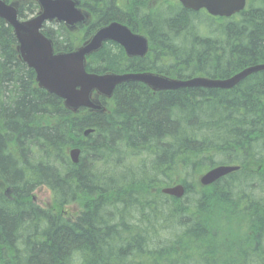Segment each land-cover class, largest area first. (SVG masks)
Listing matches in <instances>:
<instances>
[{"label": "trees", "instance_id": "1", "mask_svg": "<svg viewBox=\"0 0 264 264\" xmlns=\"http://www.w3.org/2000/svg\"><path fill=\"white\" fill-rule=\"evenodd\" d=\"M84 1L93 21L82 40L118 20L150 41L141 58L107 42L87 57L89 71L224 79L264 64V0L218 20L181 7L150 13L143 0ZM36 8L20 3L18 16ZM42 31L55 51L77 43L63 24ZM16 45L0 19V264H264V200L240 198L247 181L264 193V70L231 88L153 92L130 81L101 98L105 111L74 113L37 86ZM70 147L80 148L77 163ZM216 164L239 170L194 188L192 176ZM176 178L182 198L161 192ZM40 186L52 208L79 201L81 210L71 217L39 206L32 194ZM240 205L242 223L216 228L214 214ZM171 222L157 236L161 245H150L158 224Z\"/></svg>", "mask_w": 264, "mask_h": 264}, {"label": "water", "instance_id": "2", "mask_svg": "<svg viewBox=\"0 0 264 264\" xmlns=\"http://www.w3.org/2000/svg\"><path fill=\"white\" fill-rule=\"evenodd\" d=\"M40 11L26 20L17 17L15 3L0 0V19L12 27L17 40L16 49L20 59L35 72L38 85L47 92L63 99L65 106L76 110L81 106L93 110H100L98 101L91 99L95 96H110L114 87L122 82L139 81L153 90H173L183 87H217L231 88L244 73L264 70V64L248 67L243 72L230 78L210 79L207 77H193L190 79H172L150 72L138 73H102L87 72L85 70V56L99 50L104 41L118 42L129 56H143L147 50L144 36L132 34L128 28L111 22L97 29L81 46L70 52L54 53L52 41L43 35L40 28L46 20L63 21L66 25H73L84 20V15L75 7L74 0H36ZM184 7L193 10L205 8L211 15L228 16L244 6V0H180ZM89 130L84 133L87 134ZM78 149L70 151L72 162L78 161ZM237 166L219 165L209 169L199 177L201 185H209L216 179L236 170ZM179 198L184 189L177 184L165 190Z\"/></svg>", "mask_w": 264, "mask_h": 264}, {"label": "rangeland", "instance_id": "3", "mask_svg": "<svg viewBox=\"0 0 264 264\" xmlns=\"http://www.w3.org/2000/svg\"><path fill=\"white\" fill-rule=\"evenodd\" d=\"M18 2H24V1H27V0H17ZM142 2H144L145 4V0H143ZM79 34H81L82 30H79L78 31ZM176 180H178L176 183L180 182L179 179L176 178ZM192 180V185L194 186V188H196V185H197V177L195 175L192 176L191 178ZM250 181H247V186L245 187V194L240 197V198H243L244 196H246V194H249L251 193L252 197L253 198H256V199H260L261 200H264V193L262 191H260L259 189L256 191H254V189H256L258 186L256 187H253V185H250L249 186V183ZM173 185V184H172ZM198 188V187H197ZM252 190V191H251ZM34 196H35V200L36 202L41 205V206H44V207H47V208H51L52 209V205H51V201H50V192L46 189V188H40L36 191H34ZM79 201H76L72 206H68L66 208L67 212L69 213L70 216H73L75 215L77 212H78V209L75 208V204H77ZM79 207V206H78ZM80 208V207H79ZM247 214L246 210H244L241 205L236 207L235 209H232V210H228V213H226L225 216H221L219 217V215L217 214H214L213 218L215 220V225H216V228L219 226V225H225V226H228L230 225L233 221L234 223L240 219V216L242 214ZM245 219V218H244ZM243 221H240L238 220V223H242ZM173 224V222L169 223V225H166L164 223H160L158 224V229L156 231V234L153 235L154 238H153V242L150 244V245H154V244H159L161 245V242L158 240V234L161 232V230H164L168 227H170L171 225ZM246 226V224H245ZM243 230L245 227H239L238 229ZM180 229V228H179ZM231 229V228H230ZM234 229V228H233ZM218 231V229H217ZM218 236H216V239H220L221 236H220V233L218 231ZM152 235V234H150ZM187 250H190L189 252H192L194 254V251H195V248H192V249H188ZM172 252V250H171ZM174 253V252H172ZM181 254V253H180ZM183 255V254H181Z\"/></svg>", "mask_w": 264, "mask_h": 264}, {"label": "bare ground", "instance_id": "4", "mask_svg": "<svg viewBox=\"0 0 264 264\" xmlns=\"http://www.w3.org/2000/svg\"><path fill=\"white\" fill-rule=\"evenodd\" d=\"M243 71H244V69L238 71L237 73L233 74L232 76H234V75H236V74H238V73H241V72H243ZM257 71H259V70H257ZM251 73H252V72H251ZM248 74H250V73H247V72L244 73V74L240 77L239 80H241L242 78H244V77L247 76ZM230 77H231V76H230ZM230 77H228V78H230ZM86 130H89V132L92 131L91 129H86ZM86 130H85V131H86ZM85 131H84V132H85ZM84 132H83L84 135H87V134L89 133V132H88L87 134H85ZM77 162H78V161H77ZM77 162H76V163H77ZM176 184H180V183H175V184L170 185V186L162 187V188H161V192L164 193V194H166V195L173 196L172 194L166 193L165 190L168 189V188H170V187H172V186H175ZM181 184H182V183H181ZM173 197H174V196H173Z\"/></svg>", "mask_w": 264, "mask_h": 264}, {"label": "flooded vegetation", "instance_id": "5", "mask_svg": "<svg viewBox=\"0 0 264 264\" xmlns=\"http://www.w3.org/2000/svg\"><path fill=\"white\" fill-rule=\"evenodd\" d=\"M126 1V0H125ZM152 2H150L147 6H150L151 5V3H155V2H157V1H159V0H151ZM166 3H168V4H173V5H177V3H178V0H164ZM148 2V1H147ZM117 4H118V6L120 5V2L119 1H117ZM179 8H180V5H179ZM148 11V10H147Z\"/></svg>", "mask_w": 264, "mask_h": 264}]
</instances>
